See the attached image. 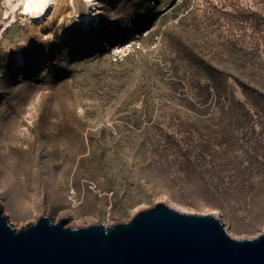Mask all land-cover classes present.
<instances>
[{
    "label": "rangeland",
    "instance_id": "rangeland-1",
    "mask_svg": "<svg viewBox=\"0 0 264 264\" xmlns=\"http://www.w3.org/2000/svg\"><path fill=\"white\" fill-rule=\"evenodd\" d=\"M99 1V23L65 8L39 33L19 14L4 33L3 215L20 229L42 216L109 226L164 203L260 235L264 0ZM22 38L18 66L8 44Z\"/></svg>",
    "mask_w": 264,
    "mask_h": 264
},
{
    "label": "water",
    "instance_id": "water-1",
    "mask_svg": "<svg viewBox=\"0 0 264 264\" xmlns=\"http://www.w3.org/2000/svg\"><path fill=\"white\" fill-rule=\"evenodd\" d=\"M0 264H264V230L235 239L216 215L164 203L109 226L67 227L42 216L20 229L0 203Z\"/></svg>",
    "mask_w": 264,
    "mask_h": 264
},
{
    "label": "bare ground",
    "instance_id": "bare-ground-1",
    "mask_svg": "<svg viewBox=\"0 0 264 264\" xmlns=\"http://www.w3.org/2000/svg\"><path fill=\"white\" fill-rule=\"evenodd\" d=\"M6 7L4 11V19L9 20L5 23L4 28L0 31V43H5L4 33L8 28L13 27L16 20V15L19 14L21 22H27L31 32L39 33L41 28L51 22L56 17V21L61 23L66 17L65 8L70 10L71 18L81 24L82 27H87L91 22L99 23L100 21V5L99 0H84V9L79 10L77 0H4ZM46 39L54 40V32L47 34ZM28 47L29 43L26 38L20 39L16 44L9 43V50L15 52L17 65L27 64V60L23 53L16 50V46ZM158 201H165L163 198L157 197ZM166 202V201H165ZM180 212H185L182 208L168 204ZM208 214L216 215L215 211H210Z\"/></svg>",
    "mask_w": 264,
    "mask_h": 264
}]
</instances>
